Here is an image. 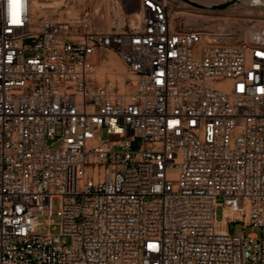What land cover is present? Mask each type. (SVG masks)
<instances>
[{
    "label": "built area",
    "instance_id": "2783aa9c",
    "mask_svg": "<svg viewBox=\"0 0 264 264\" xmlns=\"http://www.w3.org/2000/svg\"><path fill=\"white\" fill-rule=\"evenodd\" d=\"M207 1L120 0L140 21L107 30L0 0V264H264V28Z\"/></svg>",
    "mask_w": 264,
    "mask_h": 264
},
{
    "label": "rangeland",
    "instance_id": "374dc122",
    "mask_svg": "<svg viewBox=\"0 0 264 264\" xmlns=\"http://www.w3.org/2000/svg\"><path fill=\"white\" fill-rule=\"evenodd\" d=\"M42 1L45 3L51 2V0ZM118 1L120 0H62V5L58 13L52 14L47 9L43 11L35 10L34 16L36 22L43 19L62 21L67 18V13L70 10L74 13L87 10L94 12L96 24L100 28L107 30L119 29L125 26L126 21L121 24L116 16L115 11L118 8ZM211 16L216 20L224 21L229 27H238L239 38L245 39L248 38L246 36L248 30H259L264 28V0H241L240 2L230 3L229 5L217 8ZM130 20L131 17L127 16V21ZM96 72L102 82L112 84L116 93L128 92L130 83L134 79L121 59L115 53L109 51H104L100 54ZM103 138H110L111 140L117 139L114 136H107L106 132L103 133ZM57 205L58 204H56V209ZM217 213L218 219L222 220L224 217L223 208L220 207ZM230 229L233 232L244 231L246 235H261V230L258 228L246 227L243 230V224L241 223L236 225L232 224Z\"/></svg>",
    "mask_w": 264,
    "mask_h": 264
},
{
    "label": "bare ground",
    "instance_id": "6f19581e",
    "mask_svg": "<svg viewBox=\"0 0 264 264\" xmlns=\"http://www.w3.org/2000/svg\"><path fill=\"white\" fill-rule=\"evenodd\" d=\"M200 1L209 3V1H207V0H200ZM61 5H62V0H51V2H47V3L43 2L42 0H31V11H32L34 20H35V16H34L35 15L34 14V11L35 10L36 11H43V10H46L47 9L52 14H56V13H58L59 8H60ZM49 11H47V12H49ZM115 12H116V16L120 20V23L121 24L122 23H125V21H127V14L125 12H123V10L121 9V5H120V2L119 1H118V8L116 9ZM67 14H73V15H75V13L73 11H71V10L68 11ZM60 16H61V14H60ZM130 17H131V23H132V25H137L138 22L140 21V13L138 11H133L131 13V16ZM45 20H48V19H45ZM40 22L41 21H39L37 23H40ZM233 28L239 30L238 27H235L234 26ZM253 32H254V30H248L246 32V36L247 37H250L253 34ZM118 68H119V66H118ZM226 214H227V216H234V213H231L229 211H227Z\"/></svg>",
    "mask_w": 264,
    "mask_h": 264
},
{
    "label": "snow or ice",
    "instance_id": "6c2138e0",
    "mask_svg": "<svg viewBox=\"0 0 264 264\" xmlns=\"http://www.w3.org/2000/svg\"><path fill=\"white\" fill-rule=\"evenodd\" d=\"M15 8H16V5H15V2H14L13 3V9H14L13 15H14V17L16 16ZM14 22H19V21L14 19Z\"/></svg>",
    "mask_w": 264,
    "mask_h": 264
}]
</instances>
